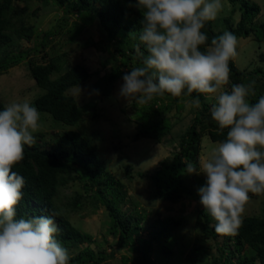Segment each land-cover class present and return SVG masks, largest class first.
I'll return each mask as SVG.
<instances>
[{"label":"trees","instance_id":"1","mask_svg":"<svg viewBox=\"0 0 264 264\" xmlns=\"http://www.w3.org/2000/svg\"><path fill=\"white\" fill-rule=\"evenodd\" d=\"M47 5L50 2L63 10V17L58 24L62 30L66 26L68 16L75 15L79 22H75L69 29L71 39L83 31L86 25L98 21L104 31L105 40L113 46L114 57L108 75L103 76L104 83L112 84L118 79L123 80L125 73L133 67L140 66L147 55V49L139 40L142 30L143 15L136 7L138 0H40ZM15 2L24 0H0V73L7 72L29 58L38 49L18 50L20 41L30 42L35 37V28L26 23L27 5L16 7ZM234 6L238 5L240 19L236 24L224 20L226 31L232 32L237 38L253 37L258 43L264 44V22L256 23L255 18L260 13V7L250 0H229ZM99 4L96 8L94 5ZM39 9L36 8L34 12ZM204 31L208 35V43L213 37L222 35L213 30L209 22ZM54 32L44 33L41 47L44 49ZM134 34V35H133ZM93 46H97L95 43ZM99 50L107 48L101 43ZM139 49V50H138ZM203 50V49H202ZM59 57L48 60L44 64L28 62L30 77L35 85L43 90V94L35 98L32 103L39 112L48 114L55 122L76 126L85 116V109L77 105L73 97L67 93L91 78V73L82 65H74L61 73ZM258 62L264 66V51L258 54ZM230 84L255 82V95L250 101L255 103L264 96V69L256 68L251 72H242L230 61ZM54 75H57L53 78ZM165 96L172 103L184 99ZM189 97V96H188ZM192 99L199 98L201 105L194 110L191 123L176 138L174 150L169 158L159 162L152 174L137 173L138 177H148L153 185V196L162 202L176 204L190 199L200 202L198 189L205 185L202 179L188 175L184 171L186 165L193 163L199 170V156L201 152V138L207 135L212 142L226 139L227 130H220L211 118V105L205 97L193 93ZM142 105L138 111L141 122L137 125L135 139H149L156 143L170 135L171 124L165 114L169 105L157 106L156 102ZM134 101L132 106L136 109ZM4 106L0 103V110ZM55 135V145L43 148L41 135H37L36 143L25 146L24 159L13 169L25 180L23 199L17 209V218L29 216H51L59 228L56 239L70 252L79 249L87 243L76 255L69 253V264H101L108 255L104 251H95L89 247L87 241H92L87 234L76 229L66 217L67 213H78L87 207L94 210L103 207L109 219L108 234L117 239L120 245L129 247L132 251L142 254V264H152L149 253L152 250V240L138 237L139 245L135 244L134 236L139 235V221L137 215L123 211L121 204L125 201L126 190L124 184L111 173L105 172L96 153V147L87 138L76 131H62ZM126 175L131 178V170L125 166ZM192 178V188L187 187L186 180ZM79 182L81 192H75L71 197L61 200V190L70 184ZM250 196H258L252 195ZM180 221H172L176 226ZM198 225L202 228L203 239H216L211 227L215 222L203 208L198 213ZM168 223L167 227L170 228ZM165 229V228H164ZM166 230V229H165ZM219 255L208 264H264V207L261 216H248L242 219V224L236 235L227 236L226 241L219 247ZM231 248V249H230ZM200 248H194L199 252ZM205 251V250H204ZM203 251V254H204ZM170 254L169 249L164 251ZM236 259V261H234ZM197 263L194 259L190 260ZM202 264L203 257L198 261Z\"/></svg>","mask_w":264,"mask_h":264},{"label":"clouds","instance_id":"2","mask_svg":"<svg viewBox=\"0 0 264 264\" xmlns=\"http://www.w3.org/2000/svg\"><path fill=\"white\" fill-rule=\"evenodd\" d=\"M136 7L143 15L139 40L147 55L124 74L119 94L138 105L165 94L213 99L211 118L227 130L226 139L201 155L199 170L183 161L184 171L206 176L198 195L215 233L236 235L250 194L264 195V96L250 101L254 81L227 87L237 37L225 31L209 44L204 31L222 10V0H138ZM184 103L201 105L199 98ZM40 121L38 108L26 99L0 110V264H69L51 216L17 218L25 180L13 169L24 159L25 146L36 143Z\"/></svg>","mask_w":264,"mask_h":264},{"label":"rangeland","instance_id":"3","mask_svg":"<svg viewBox=\"0 0 264 264\" xmlns=\"http://www.w3.org/2000/svg\"><path fill=\"white\" fill-rule=\"evenodd\" d=\"M260 7V13L255 18L256 23L264 22V0H250ZM16 7L27 5L28 13L26 23L35 28V37L30 41H20L18 50L38 49L32 52L28 59L7 72L0 73V103L5 107L12 101H32L43 94V90L35 85L30 77L28 62L44 64L48 60L59 57L61 73L74 65H82L91 73L85 83L68 91L77 105L85 109V116L76 126H66L55 122L48 114L41 113L40 128L35 136L41 135L43 148L55 145V135L62 131H76L89 139L96 147V153L105 172L111 173L121 181L126 190V198L121 208L132 215L138 216L139 235L134 236L135 244L139 245L138 237L152 240V250L149 253L152 264H202L211 263L218 257L219 247L226 241L227 236L220 235L216 239H203L202 228L197 223L198 213L202 209L200 202L190 199L182 200L176 204L162 202L153 196V185L148 177L140 178L137 173L152 174L159 162L169 158L174 150L175 140L191 123L195 107H187L184 97L177 103H172L166 97H157V106L169 105L170 109L165 114L171 124L170 135L156 143L149 139L136 140L137 125L141 122L139 110L135 109L132 102L122 97L120 93L123 80L118 79L112 84L104 83L103 76L108 75L111 60L114 57L113 46L105 40L104 31L98 21L92 25H86L82 32L71 39L69 32L73 23H77L75 15L68 16L66 26L58 29L60 20L65 17L63 10L54 3L42 4L40 0H24L15 2ZM222 10L212 22L216 33H224L225 19L236 24L240 19L238 5L234 6L229 0H222ZM96 8L99 4L94 5ZM38 8L37 12L34 10ZM54 32L44 49L41 47L43 35ZM237 54L233 61L242 72H251L264 66L258 62V54L264 51V44L258 43L253 37L237 38ZM92 43L97 46H93ZM107 50H99L98 44ZM139 50V49H138ZM57 75H54L56 77ZM156 98L150 103L154 102ZM212 105V98H205ZM149 103V104H150ZM217 142H212L207 135L201 138L200 156L210 154ZM125 166L131 170V178L125 173ZM206 182L204 174L194 175ZM192 178L189 176L186 185L192 188ZM81 184L75 182L61 190V200L71 197L75 192H81ZM264 207V195L250 196L243 218L248 216H261ZM70 223L81 233L87 234L93 239L87 241L89 247L95 251H104L107 256L101 264H142V254L132 251L127 246H122L117 239L108 234L109 219L103 207L94 210L87 207L78 213H67ZM172 221H180L176 226ZM168 223L170 228L167 227ZM166 230H165V229ZM84 243L79 249L70 250L71 255H76L84 248ZM194 248H200L194 252ZM169 249L170 254H165ZM231 249V248H230ZM205 250V251H204ZM204 251V254H203ZM194 259L197 263L190 260ZM236 261V259H234Z\"/></svg>","mask_w":264,"mask_h":264}]
</instances>
